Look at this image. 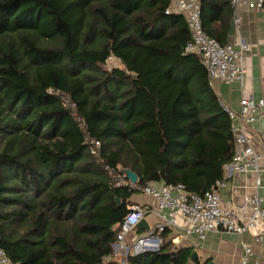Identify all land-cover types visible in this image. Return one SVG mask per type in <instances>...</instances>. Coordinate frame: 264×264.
Here are the masks:
<instances>
[{
	"label": "trees",
	"instance_id": "obj_1",
	"mask_svg": "<svg viewBox=\"0 0 264 264\" xmlns=\"http://www.w3.org/2000/svg\"><path fill=\"white\" fill-rule=\"evenodd\" d=\"M200 3L204 31L227 45L231 0ZM169 6L0 0V246L11 264H120L107 259L140 192L117 187L107 168L199 195L223 180L232 122ZM113 60L121 67L108 69ZM171 233L127 264H202Z\"/></svg>",
	"mask_w": 264,
	"mask_h": 264
},
{
	"label": "built area",
	"instance_id": "obj_2",
	"mask_svg": "<svg viewBox=\"0 0 264 264\" xmlns=\"http://www.w3.org/2000/svg\"><path fill=\"white\" fill-rule=\"evenodd\" d=\"M231 4L233 22L237 30L241 25V18L238 16L241 6L258 11L264 21V0H231ZM173 13L183 16L190 30L191 39L185 47V53L197 55L202 59L211 82H244L247 54L251 52L250 45L237 38L234 43L224 46L207 35L201 20L200 0H170L166 14ZM63 106L70 111L76 108L70 100H64ZM222 106L232 122L235 149L231 162L224 167L223 180L216 184V190L199 195L188 193L182 184L139 187L138 184L133 185L119 173L116 174L114 170L107 168L116 180L117 187L137 190L140 194L152 197L160 213H164L163 217L160 216L161 223L141 235H136L133 234V229L151 214V210L148 206L139 204L129 207V213L119 227L114 246V256L116 253L123 257V264H127L129 256L158 252L162 244L160 235L166 229L179 228L181 221L187 226L184 228V235L195 237L200 242L205 241L208 234L218 232L228 236L250 235L253 242L264 245V196L258 193L246 195L239 205L234 206L226 204L219 193V190L227 187V182L235 174H254L256 188L264 189V131L256 137L249 131L252 125L264 118V95L258 101L243 98L239 112H234L223 104ZM77 121L84 128V123L80 119ZM88 141L91 154L97 156L101 148L100 143L93 139ZM256 141L263 147L262 151L256 148ZM110 260L112 259H107ZM0 264H11L1 246ZM239 264H264V260L247 244Z\"/></svg>",
	"mask_w": 264,
	"mask_h": 264
},
{
	"label": "crops",
	"instance_id": "obj_3",
	"mask_svg": "<svg viewBox=\"0 0 264 264\" xmlns=\"http://www.w3.org/2000/svg\"><path fill=\"white\" fill-rule=\"evenodd\" d=\"M238 16L241 18V25L237 30L233 18L230 22V30L227 33L226 44H232L237 38H241L251 47V52L247 54L246 78L243 83L234 82L224 84L213 81L212 86L219 97L221 103L228 106L232 111L239 112L240 101L243 98H253L256 101L262 99L264 95V21L258 11L250 10L244 6L239 8ZM263 114V113H262ZM255 137L264 131V118H261L249 129ZM256 148L259 151L263 147L256 141ZM164 186V185H148ZM216 190V187L214 188ZM219 193L226 204L237 206L246 195L258 193L264 196V189L256 188V179L254 174H235L228 182L227 187L219 190ZM132 204L148 206L151 214L146 218L149 229L162 222L163 217L158 209L156 201L149 196L136 194L131 198ZM166 215V213H165ZM186 224L180 222L179 228L173 229L170 240L176 249L188 248L199 256L202 264L211 261L214 264H239L244 254L245 245L253 247L256 254L262 256L264 260V245L253 242L250 235L228 236L222 233L214 232L208 234L205 241L200 242L195 237H186L184 228ZM147 232L141 231L138 235ZM113 261L120 260L123 264L124 258L116 255Z\"/></svg>",
	"mask_w": 264,
	"mask_h": 264
},
{
	"label": "water",
	"instance_id": "obj_4",
	"mask_svg": "<svg viewBox=\"0 0 264 264\" xmlns=\"http://www.w3.org/2000/svg\"><path fill=\"white\" fill-rule=\"evenodd\" d=\"M118 172L120 173V175H122L126 180H128L129 182H131L133 185H137L138 184V176L133 173L132 171L128 170V169H123V168H119ZM117 202L119 203V205H121V202L119 200H117ZM149 230V225L147 224L146 219L142 220L134 229H133V234H139L141 231ZM199 258L197 253H194L193 256V262H195L197 259ZM214 264V263H211Z\"/></svg>",
	"mask_w": 264,
	"mask_h": 264
},
{
	"label": "rangeland",
	"instance_id": "obj_5",
	"mask_svg": "<svg viewBox=\"0 0 264 264\" xmlns=\"http://www.w3.org/2000/svg\"><path fill=\"white\" fill-rule=\"evenodd\" d=\"M111 67H121V64L118 61L113 60V61H110L109 64H108V69L111 68ZM118 261L121 262L120 260H118Z\"/></svg>",
	"mask_w": 264,
	"mask_h": 264
},
{
	"label": "clouds",
	"instance_id": "obj_6",
	"mask_svg": "<svg viewBox=\"0 0 264 264\" xmlns=\"http://www.w3.org/2000/svg\"><path fill=\"white\" fill-rule=\"evenodd\" d=\"M139 194H140V193H139ZM131 206H132V205H131ZM131 206H130V207H131ZM137 235H138V234H137Z\"/></svg>",
	"mask_w": 264,
	"mask_h": 264
}]
</instances>
